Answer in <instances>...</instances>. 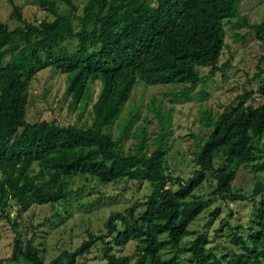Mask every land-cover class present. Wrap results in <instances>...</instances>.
I'll use <instances>...</instances> for the list:
<instances>
[{
	"label": "trees",
	"instance_id": "obj_1",
	"mask_svg": "<svg viewBox=\"0 0 264 264\" xmlns=\"http://www.w3.org/2000/svg\"><path fill=\"white\" fill-rule=\"evenodd\" d=\"M32 1L48 17L29 22L9 0L10 18L19 25L8 29L0 22V212L10 221L11 202L17 213L33 205H60L63 210L58 206L47 219L51 229L70 213L73 202H78L77 209L84 205L79 201L85 182L106 187L121 180L145 181L151 189L125 210L110 212L105 233L88 231L76 249H65L47 263L44 236L26 238L13 225L8 263L77 264L97 245L106 264H131L128 256L112 250L134 241L133 264H181V251L191 264H263L264 192L253 208L250 221L255 228L250 225L248 233L240 232L245 230L242 224L221 219L216 232L226 228L230 242L223 253L208 246L212 240L206 233L188 226L209 205V197L201 193L208 176L215 182L208 194L228 203L246 199L232 189L239 166L264 170V102L252 106L240 98L216 116L202 112L200 122L210 130L193 153L195 171L188 179L173 176L161 136L148 152L142 126L134 150L124 151L109 129L137 82L184 85L182 92L187 93L224 72L219 60L226 46L225 22L234 29L253 30L263 47L264 22L250 23L246 14L232 20L239 0H87L80 14L72 0ZM235 37L240 38L237 33ZM260 63L258 87L264 97V55ZM46 68L66 76L64 97L71 98L72 108L92 101L93 86L99 84L90 125L27 119L30 83ZM200 94L203 98V91ZM261 189L257 184L250 197ZM221 211L217 206L210 216L216 219ZM187 236L193 238L183 245Z\"/></svg>",
	"mask_w": 264,
	"mask_h": 264
},
{
	"label": "rangeland",
	"instance_id": "obj_2",
	"mask_svg": "<svg viewBox=\"0 0 264 264\" xmlns=\"http://www.w3.org/2000/svg\"><path fill=\"white\" fill-rule=\"evenodd\" d=\"M72 1L78 8L77 13L80 14L87 0ZM148 1L153 3L155 0ZM13 2L20 6L23 18L29 22H39L48 17L47 12L32 0ZM60 5L63 8L62 4ZM12 10L9 0H0V22L7 25L8 29L19 25L17 20L10 18ZM240 14H246L250 23L264 22V0H239L237 14L232 20ZM224 29L226 46L219 60L220 65H225L224 72L215 73L211 78H207L204 84H197L187 93L182 92L185 90L184 85H144L141 82L134 85L122 113L109 129L111 135L120 140L124 151L134 150L138 142L136 135L139 128L145 126L147 151L152 152L156 148L160 136L164 138L166 141L162 140V146L167 149L166 159L173 176L188 179L195 171L192 163L193 153L197 150L200 139L210 130L200 122L202 112L209 111L216 116L231 104L237 103L240 98H243L246 105L259 106L264 102L258 87L261 77L257 76L260 72L257 66L258 64L262 66L260 58L264 55V47L253 30L245 26L234 29L225 22ZM236 33L240 38L235 37ZM203 73L206 74L207 69H203ZM93 88L92 101L72 108L71 98L64 97L66 76L50 68L43 69L36 74L29 86L31 99L27 119L30 122L54 119L61 125H90L92 103L99 93L100 86L96 83ZM201 91L204 94L203 98H200ZM126 127L128 129L124 133ZM104 132H108V128ZM261 148L264 150V140L261 141ZM261 161H264V158ZM207 178L201 193L207 194L209 205L188 228L206 233L212 240L208 246H213L220 254L225 252L224 247L230 245L226 235L229 231L226 228L223 232H216L221 226L222 218L233 226L242 224L245 230L240 232L243 234L248 233L250 225L253 226L250 221L253 208L259 204L264 192V170L256 172L252 167L239 166L232 182V189L243 194L246 199L228 203L219 195L208 194L215 182L211 176ZM259 183L262 184V189L257 195L250 197ZM87 189L91 192L90 195H86ZM150 189V185L145 181L121 180L106 187L98 186L94 181L85 182L82 189L84 199L79 201L84 205L77 209L78 202H73L70 213L65 214L64 220L51 229L47 219L52 217L56 208L62 209L60 205L59 207L33 205L26 212L17 213L15 203L11 202L13 207L9 210L10 221L0 212V259H4V264H9L14 236L13 225H16L15 228L26 238L37 233L44 236L47 263L65 249L70 251L76 249L87 239L88 231L95 234L105 233L104 223L110 212L125 210L148 194ZM96 198L101 199L95 202ZM92 203L93 205L89 207ZM217 206L221 207L222 211L220 216L214 219L210 212ZM229 213L231 215H228ZM28 225H33L34 229ZM192 238L193 236L185 237L183 245L189 243ZM112 252L115 255L128 256L130 263L133 264L137 257L136 242L113 247ZM188 258L185 251L180 252L181 264H191ZM77 264H106V259L100 247L95 245L90 252L78 259Z\"/></svg>",
	"mask_w": 264,
	"mask_h": 264
}]
</instances>
